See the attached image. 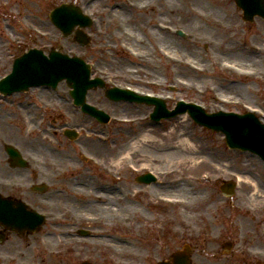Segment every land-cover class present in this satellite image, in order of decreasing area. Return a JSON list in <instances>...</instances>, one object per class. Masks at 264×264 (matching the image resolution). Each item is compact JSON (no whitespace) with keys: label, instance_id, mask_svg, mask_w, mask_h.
I'll list each match as a JSON object with an SVG mask.
<instances>
[{"label":"rangeland","instance_id":"rangeland-1","mask_svg":"<svg viewBox=\"0 0 264 264\" xmlns=\"http://www.w3.org/2000/svg\"><path fill=\"white\" fill-rule=\"evenodd\" d=\"M64 3L78 6L93 20L92 26L84 29L90 38L85 47L78 46L72 36L63 37L49 19L50 12ZM134 4L147 6L139 10ZM159 22L169 29L161 33L172 42L171 46L155 33ZM261 45L264 20L256 17L244 22L234 0H0V79L11 72L15 58L28 49H39L45 54L55 49L90 63L92 76L101 77L107 86L154 93L167 101L169 109L180 99L201 104L208 112L244 113L242 104L232 102L238 99L252 106L264 105V48L260 55L250 49ZM166 54L191 61L201 70L194 73L185 63L170 61ZM237 58L247 61L238 63L252 67L259 76L241 78L230 72L225 62ZM58 89L67 86L62 82ZM55 99L45 87L25 96H0V153L3 144L23 145L28 158L33 154L30 165L39 173L38 179L32 180V171H28L27 184L48 185L47 193L34 199L39 206L37 211L47 216L39 230V264H151L184 246L194 249V263L207 264L205 259L212 257V252L239 233L247 237L246 232L251 236L262 233L258 185L264 180V164L258 157L227 148L222 134L196 125L187 115L155 123L148 119L151 106L112 102L101 89L90 90L87 99L110 115L111 121L106 125L89 121L74 113L68 103ZM19 101L35 104L19 107ZM42 104L50 108L58 105L59 119L82 132L79 139H66L53 124L57 113H49ZM29 112L34 116H29ZM257 113L262 118L263 113ZM88 127L99 131L100 139L104 135L106 142L95 145L98 136L86 130ZM144 128L152 139L140 143L135 162L155 169V185L137 186L127 159L117 167L113 180L108 171L101 174L91 165L77 161L84 153L95 154L106 163L118 158L123 150H130L129 142ZM179 132L188 134L191 147H177ZM66 156L72 159L70 164L57 163V158ZM60 167L70 169L71 174H61L65 170ZM87 177L88 186L79 192L76 182ZM204 177L208 179L203 180ZM215 179L219 181L217 189ZM223 180L237 182L235 197L222 195L219 186ZM60 188L64 194H57ZM136 189H140L137 194ZM96 193L113 198L96 201ZM161 195L179 201L168 207L167 214L161 213V206L155 202ZM65 202L67 206L74 203L81 217L54 223L52 215ZM106 202L114 205L118 217L129 215L128 223L112 219L95 205ZM144 214L150 222L153 217L155 225L164 228L151 229L150 222H143ZM86 217L98 222L89 223ZM78 230L90 235L78 237ZM136 234L140 237L137 247ZM112 248L120 252L115 253Z\"/></svg>","mask_w":264,"mask_h":264},{"label":"flooded vegetation","instance_id":"flooded-vegetation-1","mask_svg":"<svg viewBox=\"0 0 264 264\" xmlns=\"http://www.w3.org/2000/svg\"><path fill=\"white\" fill-rule=\"evenodd\" d=\"M29 91H32V89ZM29 91L24 92V93L14 94V95L25 96L27 95ZM57 91H53L56 97L55 99L56 102L64 101L68 103L69 106L71 105L72 109L75 111L74 113L81 115L83 117H86L89 121H92L93 123H98L92 117L84 114L79 108L74 107L71 104L70 102L71 100L69 98L60 97V94ZM60 91L66 92V94L69 96L68 89H64ZM11 96H7V97L1 96V98L8 99ZM24 102L19 101L18 106L23 107L27 105L31 107L33 104H35L34 101L33 102L24 101ZM46 105H43V107H45L49 113H54V114L57 113L55 119H53V124H57L56 127L61 129L62 134H64V131L70 127H68V123L65 120L61 121L62 118L59 119L58 112L60 109H58L57 107L58 105H54L52 108ZM48 105H51V104L48 103ZM94 106L97 107L96 105ZM259 108L264 111V105H262ZM30 115L34 116V114L29 112V116ZM61 122H64V124L59 125ZM57 128L56 130H58ZM70 129H75V128H70ZM86 130L92 131L93 133H95L94 135L98 137L102 135L100 134L99 131L89 129V127L88 129L86 128ZM81 133L82 132L78 131V136H80ZM78 136H76V139L77 138L79 139ZM86 136L90 137V134L88 135V133H86ZM98 137L96 138L97 141L94 140L95 145L96 144L101 145L103 142H106V137L104 135L102 136L104 137L103 139H100L101 137L99 138ZM66 139L68 138L66 137ZM6 145H11V144H3L2 146L3 151L0 153V264H39L38 261L36 260L37 258L36 251L38 250V248H42V236L39 237L40 232L38 231L34 233H27L26 230H23L21 232L16 231L14 226L12 225L10 226L6 224L2 218L3 215L8 214L9 216H11V218L16 220L18 216L20 217L26 216L27 208L31 210H35V211L38 210L37 208H39V206L37 205L38 203L35 201L36 200L35 198L37 197L42 198L43 194L36 193L32 190L31 187L39 182H31L27 184V176H28V171H32L31 172L32 180H36L39 177V173L37 170L32 169L30 165L31 164L30 161L32 160L34 161V159L32 158L33 154L32 153L29 154V158L32 159L30 160L26 156V147H23V145L21 144L11 145V146H14V148L17 150L19 158L21 159L22 164L18 165L15 162L11 161V155L6 150ZM55 152L57 154L62 155V151H60L59 149L58 150L56 149ZM84 154L88 155L92 161H89L81 156L80 160L77 158V161L79 163L89 164L93 167L94 170H96L97 172L99 171L101 174H105L104 172L112 170V168L110 167L111 166L110 161L106 163L101 158H98L97 155L92 154V153L90 154L84 153ZM131 155H134V156L128 157L126 161L129 162V171L131 172V175L133 176L135 184L137 186L155 185L157 181H151V180L149 181L150 177L148 175L151 173L152 175L156 176L155 169H152V167L149 166L147 163L140 164V165L136 163L135 160L138 159L137 158L138 153L134 152ZM56 161L57 163H60L61 165H63L62 164L63 162L70 164L72 159L66 156L60 159L57 158ZM145 161H147V159H145ZM59 170H65V173H61V174L65 175L66 177L68 176V174H71L70 169H67V168L63 169L60 167ZM88 181H89V177H87L86 180L81 178L80 182H76L75 184V186H77L76 189L79 190V192L82 191L88 186L87 185ZM218 182H219L218 179H215L214 183H216L215 184L216 189H217V185L219 184ZM61 189L62 188L56 191L57 194L62 193ZM258 189H259L258 195L260 196V199H258V201H261V205L259 208L260 210L258 211V217H259L258 221L260 223V229L262 227L261 229L262 233H259V236L257 235L251 236V234H248L246 232L248 237L245 234L239 233L237 237H234L233 239H229L226 243H224L225 245H227V247L222 246L220 250L212 252L211 253L212 257H207L205 259L208 262L207 264H264V180L259 182ZM139 192H140V189L135 190V194ZM161 196H164V195H161ZM28 197L31 200H28ZM67 201L70 202L69 200ZM68 202H65V205L62 206V209H57L56 210L57 212H54V214L52 215V220L54 221V223L66 222L69 219H79L81 217L82 214L78 210V207H75L73 202H72L73 204L67 206L66 204ZM155 202H156V205L158 204L159 206H161L160 208L161 213L163 214L168 213L167 209L168 207H171V206L160 202L159 198L155 200ZM164 210H166L167 212ZM37 212L42 213V211H37ZM142 218L144 219L143 222L145 224H148L150 222L146 214H144ZM155 223H156V220H153V217H152V221L149 223L151 224V229L155 228V230H159V229L164 228L163 225L159 226V225H155ZM136 232H138V230ZM134 240H136L135 246L137 247V244L140 243L139 234H136V236L134 237ZM142 248L146 250L148 249L145 247H142ZM189 250H190V254H189L190 264H197L193 262V255H195L193 254L194 249L189 248ZM178 251H181V250H176L173 253H169L166 259H162V260H159L151 264H160L161 261L163 262L165 261L166 262L165 264H174L172 260V255ZM235 256H238L239 259H235ZM27 258L31 260H28Z\"/></svg>","mask_w":264,"mask_h":264},{"label":"water","instance_id":"water-1","mask_svg":"<svg viewBox=\"0 0 264 264\" xmlns=\"http://www.w3.org/2000/svg\"><path fill=\"white\" fill-rule=\"evenodd\" d=\"M253 2L242 6L245 13V19L251 20L257 11H253ZM259 15L264 17V2L257 4ZM50 21L61 31L64 37L71 35L76 27L86 28L91 25L88 17L82 15L80 9L70 4H62L56 7L50 13ZM74 40L82 47L89 43V38L81 29L74 33ZM66 80L68 86L73 88L71 95L75 103L83 106L84 109L94 110L85 105V95L91 88L104 87L102 80L96 78L90 80V68L80 58H69L66 55L51 50L49 58L45 57L41 51L29 50L20 58L16 59L13 65L12 73L0 82V91L4 94H10L16 90H26L30 87L49 85L56 87L58 82ZM108 99L113 101L126 100L130 102H139L155 105V112L151 118L159 120L162 117H174L179 113L188 112L190 116L198 123L222 132L226 136V142L232 149L250 151L256 153L264 160V125L260 123L253 114L236 115L218 113L207 115L198 107L193 105L180 104L178 108L171 113L166 112L164 102L140 97L130 90H118L116 88L106 91ZM93 115L101 122H108V116L101 111H95ZM234 185L226 184L221 188L224 195L233 194ZM44 190L41 187L40 190ZM8 225H14L10 219ZM42 221L33 222L27 220V230L37 231ZM20 225L15 223V228L19 230ZM180 264H187V259L177 260Z\"/></svg>","mask_w":264,"mask_h":264},{"label":"bare ground","instance_id":"bare-ground-1","mask_svg":"<svg viewBox=\"0 0 264 264\" xmlns=\"http://www.w3.org/2000/svg\"><path fill=\"white\" fill-rule=\"evenodd\" d=\"M146 6H147L146 4H142V5L141 4H134L133 5V7H135L136 9L138 8L139 10L144 9ZM201 17L204 18L203 15H201ZM164 29H165V26L162 23L159 22V23L156 24L155 33L158 36H161V40L164 43H166L167 45L171 46L172 42L168 40V38H167V36L165 34L161 33V31H164ZM263 48H264V45L256 46L254 48L250 47V49L253 51V53H256L257 51H259V55L261 53L260 51ZM166 55H167V57L169 58L170 61H173V62H176V63H179V64H184L185 63V67H188L194 73H197V72H199L201 70L199 67H196V65L193 64L191 61L190 62L189 61H184L183 59H180L177 55L176 56H172V55H168V54H166ZM235 60L236 61H226L225 62V66H227L230 71L235 72L239 77H242V76H244L246 74L253 75V76H257L258 75L257 74L258 72L255 69H253L252 67H246L244 65H240L239 64L240 62H242L243 59L241 60L240 58H237ZM244 62L246 63L247 61L243 60V63ZM252 70H254V72ZM182 117H185V116H182ZM182 119H183L182 121L185 120V118H182ZM177 137H178V142H177L178 146L177 147H179V148H186L188 146L191 147L192 144H191L190 140L188 139V134L187 133L179 132ZM150 139H152V136H151L150 132L148 131L147 128H144L141 133H139L131 142H129L130 143V147H131L129 151L128 150L127 151L123 150V153H121L118 158H113V159L109 160L110 161V165H111L110 167L112 168V170H111L112 171V175H111V179L112 180L115 179L113 177V174L115 175V173L117 171V167L120 166L122 161H124L128 157H130L131 154L134 153V152L135 153H140L139 152L140 143L144 142V141H149ZM256 189H257V187H256ZM96 194L97 195H95V197H96L97 200L105 199L107 201L108 200L111 201V199L113 198L111 196L104 195V194H99V193H96ZM254 194H252V195H254ZM116 196L118 198V195H116ZM255 197L256 196H253V198H255ZM170 198H173V197H170ZM95 205H98L99 207H101V209H103V212L107 213L112 219H114V217H115V219H118L120 222H123L125 224L128 223L130 216L129 215H124V216H122V218L118 217V215L116 213L117 209L113 207L114 206L113 204H111L109 202H106L105 204H102V205L101 204H95ZM104 207H106V208L104 209ZM164 211H166V210H164ZM97 222H98V220L92 221V223H97ZM116 248H112V251H114L115 253L120 252Z\"/></svg>","mask_w":264,"mask_h":264}]
</instances>
